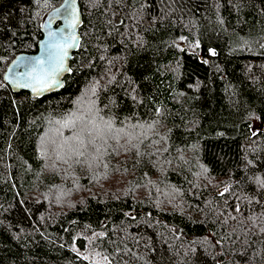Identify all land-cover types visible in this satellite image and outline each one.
Listing matches in <instances>:
<instances>
[{"label": "trees", "instance_id": "obj_1", "mask_svg": "<svg viewBox=\"0 0 264 264\" xmlns=\"http://www.w3.org/2000/svg\"><path fill=\"white\" fill-rule=\"evenodd\" d=\"M63 1L0 0V264H264V0H79L65 87L14 93Z\"/></svg>", "mask_w": 264, "mask_h": 264}, {"label": "water", "instance_id": "obj_2", "mask_svg": "<svg viewBox=\"0 0 264 264\" xmlns=\"http://www.w3.org/2000/svg\"><path fill=\"white\" fill-rule=\"evenodd\" d=\"M84 24L79 0H64L59 6L49 11L42 23V38L35 52H22L15 56L4 73L3 79L14 93L29 92L36 98L61 91L66 85V77L72 73L71 61L80 48ZM56 32L62 39L56 42L70 45L63 51L51 49L53 43L49 33ZM50 53L52 55L50 56ZM43 61V64H37ZM32 68L37 69L38 78L22 76Z\"/></svg>", "mask_w": 264, "mask_h": 264}, {"label": "snow or ice", "instance_id": "obj_3", "mask_svg": "<svg viewBox=\"0 0 264 264\" xmlns=\"http://www.w3.org/2000/svg\"><path fill=\"white\" fill-rule=\"evenodd\" d=\"M49 36L53 40V43H51L49 47L51 49H59L62 52L63 55H66V52L63 51V50L67 46H70V45L61 44V43L56 42L57 40L62 39V36L60 34L56 33V32H50ZM213 54H215V53L213 52ZM51 55H52V53H50V56ZM37 64H43V61H37ZM21 75L22 76H32L34 79L38 78V73H37V69L36 68H32L31 71L22 73ZM72 126H74V125H73V123L71 121H68V122L65 123V127H72ZM107 127L109 129H111V127H112L111 122H108ZM117 131L118 132H122L123 129H118ZM74 139L78 140L80 142V145L83 146V140H81L79 136L74 137ZM117 139H118V137H117ZM129 139H131V137H129ZM90 143H94V140L90 141ZM70 151L72 153H74L75 155H77V156H83L84 155V153L82 151H80L79 148H70ZM97 151H99V149H97ZM77 162H79V161H77ZM225 191H227V189H225ZM237 211H239V209H237Z\"/></svg>", "mask_w": 264, "mask_h": 264}, {"label": "rangeland", "instance_id": "obj_4", "mask_svg": "<svg viewBox=\"0 0 264 264\" xmlns=\"http://www.w3.org/2000/svg\"><path fill=\"white\" fill-rule=\"evenodd\" d=\"M182 46H183V44H182Z\"/></svg>", "mask_w": 264, "mask_h": 264}]
</instances>
